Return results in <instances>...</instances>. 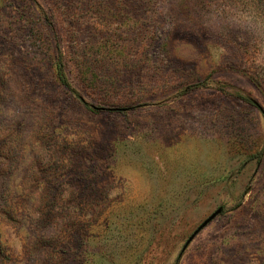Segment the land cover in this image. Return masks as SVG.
<instances>
[{
	"label": "rangeland",
	"instance_id": "rangeland-1",
	"mask_svg": "<svg viewBox=\"0 0 264 264\" xmlns=\"http://www.w3.org/2000/svg\"><path fill=\"white\" fill-rule=\"evenodd\" d=\"M249 5L0 0V264H264Z\"/></svg>",
	"mask_w": 264,
	"mask_h": 264
},
{
	"label": "clouds",
	"instance_id": "clouds-1",
	"mask_svg": "<svg viewBox=\"0 0 264 264\" xmlns=\"http://www.w3.org/2000/svg\"><path fill=\"white\" fill-rule=\"evenodd\" d=\"M228 23L250 33L264 47V11L251 5L232 11Z\"/></svg>",
	"mask_w": 264,
	"mask_h": 264
},
{
	"label": "trees",
	"instance_id": "trees-1",
	"mask_svg": "<svg viewBox=\"0 0 264 264\" xmlns=\"http://www.w3.org/2000/svg\"><path fill=\"white\" fill-rule=\"evenodd\" d=\"M49 28H50V31L52 33L56 34V28L53 24H50ZM55 73H56V78H57L59 84L64 89L71 90L73 93H75V91L71 88V86L68 83V80H67L66 74H65V70H64L62 56L59 53H58L57 57L55 58ZM76 96L78 98H80L79 94H77V93H76Z\"/></svg>",
	"mask_w": 264,
	"mask_h": 264
},
{
	"label": "water",
	"instance_id": "water-1",
	"mask_svg": "<svg viewBox=\"0 0 264 264\" xmlns=\"http://www.w3.org/2000/svg\"><path fill=\"white\" fill-rule=\"evenodd\" d=\"M220 212H221V208H218L213 214H211V216H209V218L203 223V225H205L208 221H210L212 218H214Z\"/></svg>",
	"mask_w": 264,
	"mask_h": 264
}]
</instances>
